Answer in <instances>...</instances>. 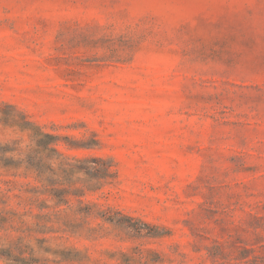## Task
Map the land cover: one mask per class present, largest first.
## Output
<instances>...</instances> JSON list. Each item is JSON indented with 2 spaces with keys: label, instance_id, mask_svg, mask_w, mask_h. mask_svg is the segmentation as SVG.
I'll list each match as a JSON object with an SVG mask.
<instances>
[{
  "label": "rangeland",
  "instance_id": "rangeland-1",
  "mask_svg": "<svg viewBox=\"0 0 264 264\" xmlns=\"http://www.w3.org/2000/svg\"><path fill=\"white\" fill-rule=\"evenodd\" d=\"M28 123L117 177L71 200L93 214L76 236L26 238L24 256L264 264V0H0V210L37 185L2 167L32 145ZM107 208L162 236L128 239L94 217Z\"/></svg>",
  "mask_w": 264,
  "mask_h": 264
},
{
  "label": "trees",
  "instance_id": "trees-1",
  "mask_svg": "<svg viewBox=\"0 0 264 264\" xmlns=\"http://www.w3.org/2000/svg\"><path fill=\"white\" fill-rule=\"evenodd\" d=\"M30 126L32 145L26 147V152L19 151L18 159H8L2 165L3 168L13 170V175H17V171L22 170L24 177L31 176L37 183L32 187L30 183L22 184L17 189L18 193L11 197L4 194L6 199L16 200L15 208L0 210V235L6 242V245L0 243V259L5 264H40L39 260L33 257V249H29V255L24 256L28 246L23 244V241L26 238L42 242L52 239L64 241L70 236H76L77 230L87 224L88 218L93 214L90 209L91 204H86L88 209L80 206L73 209L71 200L74 199L81 205L84 203L82 198L87 192L110 185L117 177L113 159L110 157L70 156L57 149L59 142H65L69 149H89L91 148L89 143L42 132L37 125ZM14 150L8 149V151ZM76 175H81L82 178H75ZM49 201L52 203L48 204ZM94 217L126 231L128 239L162 236L159 233L147 232L150 227L148 223L134 220L120 212H113L109 208ZM131 221L134 223L132 224ZM50 234L53 235L45 237ZM39 235L41 238L37 237ZM85 238L91 239L89 236ZM44 250L60 257L58 261L47 260V264L72 261L64 257L62 251L48 247ZM119 254L120 264L162 263V258L157 252L140 246Z\"/></svg>",
  "mask_w": 264,
  "mask_h": 264
}]
</instances>
